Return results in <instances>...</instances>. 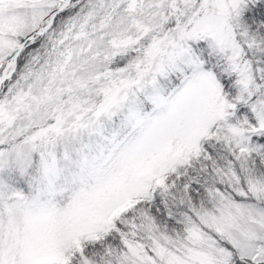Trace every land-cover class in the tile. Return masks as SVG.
I'll return each mask as SVG.
<instances>
[{
    "label": "snow or ice",
    "instance_id": "1",
    "mask_svg": "<svg viewBox=\"0 0 264 264\" xmlns=\"http://www.w3.org/2000/svg\"><path fill=\"white\" fill-rule=\"evenodd\" d=\"M0 264H264V0H0Z\"/></svg>",
    "mask_w": 264,
    "mask_h": 264
}]
</instances>
